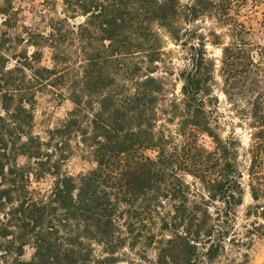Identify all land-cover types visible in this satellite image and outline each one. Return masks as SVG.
<instances>
[{
	"label": "trees",
	"instance_id": "obj_1",
	"mask_svg": "<svg viewBox=\"0 0 264 264\" xmlns=\"http://www.w3.org/2000/svg\"><path fill=\"white\" fill-rule=\"evenodd\" d=\"M248 4L264 0H62L46 31L24 35L12 0L0 5V264H120L138 245L156 264L212 263L237 241L244 171L264 219V43L240 19ZM218 86L253 130L244 154L233 123L222 137ZM38 92L73 105L46 140ZM73 156L92 169L70 175ZM46 177L47 192L32 187Z\"/></svg>",
	"mask_w": 264,
	"mask_h": 264
},
{
	"label": "rangeland",
	"instance_id": "obj_2",
	"mask_svg": "<svg viewBox=\"0 0 264 264\" xmlns=\"http://www.w3.org/2000/svg\"><path fill=\"white\" fill-rule=\"evenodd\" d=\"M14 9L17 10L19 18L18 29L12 30L15 35L23 34L24 29L20 28L21 25L36 28L41 31H46L47 23L50 17H56L60 15L62 9V0H12ZM5 0H0V5H4ZM241 20L249 23L254 31L255 38L260 43H264V4L253 6L248 4L241 13ZM82 21L81 18L75 20L76 23ZM203 27L216 28L215 22L208 20ZM5 31V28L1 26V15H0V34ZM173 51V61L175 63L176 72L181 68L182 62L179 60V52L176 47L172 44L168 46ZM28 50L29 54L33 51V48H28L26 45L19 44L16 46L17 51L24 49ZM208 50L212 53V57H219L220 50L213 47H208ZM43 58L41 65L51 67L53 63L52 51L49 49L43 50ZM15 62L12 60L9 66H12ZM162 75L158 73L157 76ZM176 75L172 78L176 84V93L179 92L180 83L174 81ZM219 81V78L216 77ZM214 94L219 99L218 109L222 114L221 119L227 121L223 125L221 131L222 137L228 136L231 131V124L235 126V133L241 140L243 147V154L246 152L251 144L250 134L253 132L248 125V120H240L237 118L232 105L226 100L225 96L220 91L219 86L215 88ZM73 105L67 97L60 99L52 92H38L36 94V103L33 108L34 116V134L40 136L42 140L47 139V131L53 129L59 125L67 116V113L72 109ZM2 114V110L0 109ZM171 129H175L174 125H169ZM203 143L205 146L210 147V139L203 136ZM241 162L247 167L249 160L247 157L242 156ZM19 164H24L25 159L20 157L18 160ZM92 165L81 160L77 156L71 157L65 163V171L72 176H77L80 173H85L92 169ZM188 183L194 184L198 182L191 176H185ZM249 176L244 171L243 184L245 188V194L243 198V204L237 209V219L235 226V240L234 242H226V251L223 255L219 256L212 263L206 264H232L234 261L241 262L245 259L250 264H264V229L259 227V224H264V219L257 217L253 213L255 211L256 202H254L250 196L249 190ZM53 183L52 177H46L40 182H34L32 187L41 192H47ZM259 203L264 204V200H260ZM126 262L120 264H156V252L153 248L144 249L142 245H138L134 250L126 248ZM33 253V250L27 248L25 251L24 259H29Z\"/></svg>",
	"mask_w": 264,
	"mask_h": 264
}]
</instances>
